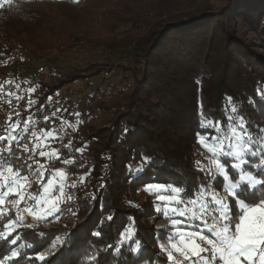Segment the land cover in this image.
Listing matches in <instances>:
<instances>
[{"label":"trees","instance_id":"1","mask_svg":"<svg viewBox=\"0 0 264 264\" xmlns=\"http://www.w3.org/2000/svg\"><path fill=\"white\" fill-rule=\"evenodd\" d=\"M2 1L0 80L16 69L18 54L39 58L74 43L86 51H123L132 58L130 65L92 64L40 83L38 111L55 100L60 90L109 70L116 69L130 79L121 88L111 87L110 92H94L91 99L97 102L83 113V125L74 135L75 149H62L66 151L63 158L75 157L68 171H81V160L89 168L78 190L70 189L75 191L74 200L62 205L73 207L77 215L66 210L58 224L18 229L26 240L17 246L26 241L43 246L54 239V233H69L63 252L49 260L86 264L93 242H114L131 215L145 245L141 258L133 259L143 264L145 254L157 251L153 237L162 238L166 228L159 227L162 217L152 201L145 200L138 207L129 202H137V190L146 184L180 183L182 176L198 174L194 167L199 159L198 107L202 104L205 116L226 124V98L232 97L253 124L264 126V101L257 98L254 104L249 103L257 97V88H264V56L257 43L241 31L245 27L264 41V0ZM107 99L109 105L103 112L109 119L104 123L92 113ZM6 108L0 101V129L6 126ZM81 147L85 154L76 152ZM145 156L150 162L143 161ZM59 164L57 161L55 167ZM129 166L143 171L134 174ZM49 177L50 172L45 173L46 181ZM194 183L189 182V190ZM215 185L222 191V178ZM108 214L113 220H103L104 235L93 237L92 231ZM34 231H43L45 238L37 240Z\"/></svg>","mask_w":264,"mask_h":264},{"label":"snow or ice","instance_id":"2","mask_svg":"<svg viewBox=\"0 0 264 264\" xmlns=\"http://www.w3.org/2000/svg\"><path fill=\"white\" fill-rule=\"evenodd\" d=\"M196 83L199 85L201 81ZM19 87L15 85L17 90ZM12 96L22 99L16 92L0 91V100ZM257 98L264 101V88L258 87L257 97L249 103L254 104ZM226 99V124L205 116L202 104L198 107L200 131L196 132V139L207 152V155L198 153L203 161L194 162L198 174L182 176L180 183L144 185L146 192L163 202L154 206L155 211L167 218L169 224L159 226L166 228V233L162 238L153 237L157 251L145 254L143 264H264V126L253 124L235 106L232 97ZM34 103L28 102L29 106ZM75 115L79 117V113ZM48 119L44 117L45 121ZM80 123L77 119L70 127L75 131ZM36 124L30 115L24 120L10 118L0 129V264H55V259L49 257L63 252L71 234L54 233V239L43 246L36 241L17 246L19 241L26 240L18 229L35 230L41 224L57 222L66 210L77 215L73 207H61L75 198V191L69 189L78 190L77 181L69 182L67 171L75 163V157L61 160L60 149L50 144L62 137L55 128L37 131ZM71 143L63 145L70 152ZM83 151V147L76 149ZM37 157L44 158V162ZM54 161L65 167L55 168ZM143 161L150 162V158L145 156ZM129 168L134 174L143 171ZM48 172L54 175L46 181ZM84 178L79 177L80 184ZM218 178H222V191L217 190L220 185H215ZM193 180L195 183L189 190L187 186ZM129 205L138 207L132 202ZM104 219L112 221L113 215L101 218L91 233L93 237L104 235ZM33 234L37 240L46 236L43 231ZM117 235L114 242H93L86 253V264H121L122 260L124 264H137L133 257L141 258L145 245L131 215ZM33 249L36 250L28 251Z\"/></svg>","mask_w":264,"mask_h":264},{"label":"rangeland","instance_id":"3","mask_svg":"<svg viewBox=\"0 0 264 264\" xmlns=\"http://www.w3.org/2000/svg\"><path fill=\"white\" fill-rule=\"evenodd\" d=\"M216 3H220L221 0H214ZM3 4V1L0 2V6ZM242 33L249 39L254 40L257 43L258 51L264 56V41L259 35L254 34L251 30L243 27L241 29ZM19 64L16 66L12 72L7 74L0 80V85L3 86V89L0 91H13L16 92L18 96L22 97V99H17L16 96L5 97L3 100H0L6 105V116H5V125L9 122V119L12 120H24L23 115L26 116L27 119L30 115L33 120L37 121L36 130L40 129H52L55 128L57 130V134L62 137V139H57L55 142L50 144L52 148H59L60 155L62 159L65 156L63 152L69 151L68 148L64 149L63 145L68 144L71 141V151L75 149V141L74 135L78 130L81 129L84 118L83 113L89 112L88 107L91 104L97 102L96 100L91 99V96L94 95V92L99 91H111V87L116 86V88H121L124 84L130 81L127 74L122 72H115L114 70H109L108 72H104L103 75L91 79H87L81 81L76 84H71L66 88L60 90L57 93L56 99L53 101L49 100V103L41 110H36V105L41 95L40 92V83L43 81H54L59 77H64L70 73L75 72L76 70H81L89 67L92 64H103V63H111L113 65H117L120 62L126 63L128 65L132 64V58L123 51L117 52H103L101 50H90L86 51L80 47V44L74 43L71 46H67L58 51H50L39 58L27 56L24 53L18 54ZM19 84V89L15 88V85ZM38 85V87H37ZM35 89L34 91H30L31 89ZM10 99V103L8 100ZM29 100L35 101V103L29 106ZM102 105V106H101ZM97 108L92 113L93 118H98L101 122H107L108 114L103 110L104 107L109 105L108 99L105 100L103 104ZM59 109V111H57ZM19 113V115H16ZM53 113H56L53 116ZM79 113V117L75 114ZM47 116L49 119L47 121L44 120V117ZM79 119L82 123L76 126V130L70 127V125L75 124L76 120ZM66 121L67 123H63ZM31 147V145H29ZM63 149V150H62ZM198 152L205 153L207 155L206 149L202 148L198 143ZM85 154L84 150L82 154ZM41 162H44V158L37 157ZM199 159L203 161V157L199 155ZM57 161H54V167ZM206 162V161H204ZM79 170L77 173L74 172V169L67 171L69 173V182L72 180L77 181V185L80 186L82 184L79 183V177L83 176L84 181L89 174V168L87 167V163L81 160L79 163ZM64 165L59 164L58 167L55 168H63ZM87 174V175H86ZM54 175L53 172H50V177ZM36 188V185H33V189ZM70 191V189H69ZM149 200L156 204H161L163 202L158 201L156 199L155 194H150L144 190V187H141L137 190V202H133V204L139 206L143 201ZM62 207V205H61ZM155 208V207H154ZM162 217V219L158 222L164 226L169 224L167 218H165L162 214L158 213ZM29 221L30 217L27 218ZM60 222H52L47 223L48 225L58 224ZM186 264V262H185Z\"/></svg>","mask_w":264,"mask_h":264}]
</instances>
